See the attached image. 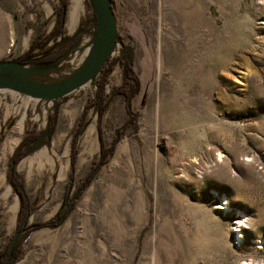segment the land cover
Returning <instances> with one entry per match:
<instances>
[{"label": "rangeland", "instance_id": "1", "mask_svg": "<svg viewBox=\"0 0 264 264\" xmlns=\"http://www.w3.org/2000/svg\"><path fill=\"white\" fill-rule=\"evenodd\" d=\"M85 4L87 21L70 32L69 0H0V62L24 57L36 84L64 71L94 37ZM111 4L118 36L93 91L43 100L41 128L40 100L0 89V264L23 229L12 264H264V0ZM63 5L61 32L47 39ZM125 65L139 82L129 101ZM47 150L67 151L60 180Z\"/></svg>", "mask_w": 264, "mask_h": 264}, {"label": "water", "instance_id": "2", "mask_svg": "<svg viewBox=\"0 0 264 264\" xmlns=\"http://www.w3.org/2000/svg\"><path fill=\"white\" fill-rule=\"evenodd\" d=\"M96 18V28L93 37V47L80 72L70 81L56 85H38L28 81L24 75L33 71L23 68L20 62H0V89H9L15 93L27 96L35 100H54L65 96L77 88L101 69L106 62L111 47L117 38V27L110 0H89ZM5 77H2V75ZM6 74L14 77L6 78ZM23 231H18L9 247L7 258L10 259L11 252Z\"/></svg>", "mask_w": 264, "mask_h": 264}, {"label": "bare ground", "instance_id": "3", "mask_svg": "<svg viewBox=\"0 0 264 264\" xmlns=\"http://www.w3.org/2000/svg\"><path fill=\"white\" fill-rule=\"evenodd\" d=\"M69 1H70V5H69V9H68L67 16H66L67 17L66 27L68 28L67 30H69L70 32H74L77 29L78 25L82 23V21L84 22L87 21L88 12L86 10L85 0H69ZM92 47H93V37L92 36L84 37L80 48H78V50L74 52V54L70 57L69 61H66L64 64H62L61 67L63 68L64 71L62 72L50 71L47 73L39 74L36 77L38 78V81H40V83L38 82L37 84L46 86L44 84V80L46 81L47 79L56 80V84L66 83L67 81H70L71 79H73L82 69V66L84 62L86 61L88 55L90 54ZM57 79H60V80L57 82ZM45 83L48 84L50 82H45ZM81 87H83L84 89L89 88L93 91L95 87L93 83V79L86 81ZM36 101L38 100H35V102ZM35 107H36L34 110L35 111V122L39 123V126L41 128H44L46 126L49 113L51 112V109H52V103H49V102L46 103L44 101H39L37 105H35ZM91 116L92 114H90V117ZM84 137L87 143H90L92 146L96 145L97 139L95 137V128H94L93 123H89L87 125L84 131ZM118 152H119V149H118ZM118 152L116 153V156ZM46 154L47 156H49V161H50V163L49 161H47L48 163H46L48 166L47 170L49 171L52 170L53 173L57 175V178L59 180L62 179V177L65 176L69 168V159H68L67 151H65L60 156L58 155V157L56 156V153H54L51 150L49 151L47 150L45 152V155ZM63 156L66 157L65 163L62 161ZM54 157H57V160ZM85 161H86L85 155L84 153H81L79 162H78V168H81L85 164ZM9 188L10 187L7 186L6 189L10 191ZM90 190L92 189L88 190L87 195L85 197L86 199L90 193ZM17 213H18V200L16 199L14 204L8 207L4 212L5 216H7V219L5 222L7 232H10L11 228L15 226ZM242 224H243V221L238 222L237 227L242 226Z\"/></svg>", "mask_w": 264, "mask_h": 264}, {"label": "trees", "instance_id": "4", "mask_svg": "<svg viewBox=\"0 0 264 264\" xmlns=\"http://www.w3.org/2000/svg\"><path fill=\"white\" fill-rule=\"evenodd\" d=\"M64 8H65V6L63 5L61 8L59 7L58 10L56 11V24L54 25L53 31H51V33H49V35H47V39H49L52 35L54 36V35L61 32V27H62V24L64 22ZM38 38H43L42 34H38ZM37 43H39V42L34 40L33 47L36 46ZM23 58L24 57L17 58L14 61L23 62V60H24ZM125 67H126V72H127V76H126L127 81L122 86L121 92L119 91L120 92L119 94H121V96L125 97L127 99V101H129L134 96V94L138 91L139 82H138L137 77L133 74L130 67H128L126 65H125ZM114 93H116V91ZM52 131H53V122L50 124L49 133L51 134ZM18 155H19V153L17 151L15 156H18ZM21 195L24 198V195L23 194H21ZM22 207H23V209H26V205L23 204ZM23 232H25L24 229H23ZM16 249H17V244L12 251L11 259L8 262L9 264H12L13 257H15V254L17 253ZM4 256H5L4 258L6 259V252L4 253Z\"/></svg>", "mask_w": 264, "mask_h": 264}, {"label": "flooded vegetation", "instance_id": "5", "mask_svg": "<svg viewBox=\"0 0 264 264\" xmlns=\"http://www.w3.org/2000/svg\"><path fill=\"white\" fill-rule=\"evenodd\" d=\"M64 16H65V13H64ZM63 25H64V22H63ZM17 242H18V241H17ZM15 246H16V245H15ZM15 246H14V247H15ZM13 249H14V248H13Z\"/></svg>", "mask_w": 264, "mask_h": 264}]
</instances>
